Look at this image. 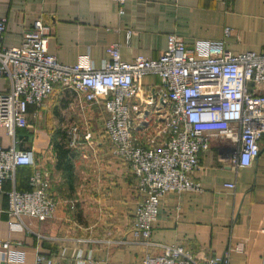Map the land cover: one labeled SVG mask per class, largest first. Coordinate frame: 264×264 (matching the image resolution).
<instances>
[{
	"label": "crops",
	"instance_id": "0c3cea01",
	"mask_svg": "<svg viewBox=\"0 0 264 264\" xmlns=\"http://www.w3.org/2000/svg\"><path fill=\"white\" fill-rule=\"evenodd\" d=\"M0 16L7 18V46L20 45L25 30L41 18L52 27L49 50L66 64L89 55L99 67L109 58L112 44H119L126 61L139 55L157 58L167 48L170 33L180 35L188 47L210 39L225 41L226 48L236 53L264 49V0H129L123 6L112 0H0ZM140 82L143 92L135 99L140 109L135 112V133L151 146L164 139L165 122L156 113L159 100L154 93L161 80L148 75ZM9 87L10 80L0 77V92ZM34 110L31 105L29 126L16 130V146L35 151L38 168L50 180L58 207L45 221L26 214L10 217L8 196L0 193V239L22 242L23 264H36L39 253L61 264L71 262L77 253L82 254L84 264H134L171 244L207 257L223 255L239 242L244 243V250L230 251L231 264H264V134L258 157L239 169L230 160L232 140L211 136L200 169L193 173L202 191L161 196L147 243L133 231L143 195L129 165L114 154L105 135L104 107L81 106L72 91L58 86L39 116L32 115ZM52 125H85L92 131L89 139L57 137L75 153L71 170L58 165L49 130ZM13 142L0 126V145L10 147ZM34 170L19 167L5 188L29 190L28 176ZM228 182H236V187H227Z\"/></svg>",
	"mask_w": 264,
	"mask_h": 264
},
{
	"label": "built area",
	"instance_id": "2783aa9c",
	"mask_svg": "<svg viewBox=\"0 0 264 264\" xmlns=\"http://www.w3.org/2000/svg\"><path fill=\"white\" fill-rule=\"evenodd\" d=\"M124 5L129 0H112ZM123 12V8L120 9ZM7 18L0 16V77L10 87L0 92V126L7 129L13 145H0V193L8 196L10 217L30 215L41 221L52 217L58 200L50 191V180L38 168L35 151L18 149L16 130L37 117L56 88L74 93L82 106L101 104L105 111L104 131L114 154L130 167L142 198L137 205L133 231L147 243L157 219L160 197L168 192L202 191L193 173L200 169V158L210 147L213 135L232 140L230 160L237 169L252 165L258 157L264 134V49L233 52L223 40H198L188 47L177 33L168 35L165 51L157 58L139 55L122 59L119 44L108 47L109 58L99 67L89 55L73 64L62 63L49 50L52 27L41 18L25 30L22 43H4ZM230 33V28H226ZM148 75L161 80L155 110L164 120V139L151 146L135 133L136 98L141 96V79ZM149 102L148 100H146ZM92 131L84 137L92 138ZM76 139L74 136L72 139ZM75 141V140H74ZM74 144V143H72ZM20 166L35 168L29 182L32 189L5 188L14 180ZM235 188L236 182L226 183ZM10 225L14 226L13 220ZM264 233V228L262 229ZM21 241L0 239V263L23 264ZM244 250L239 242L223 255L199 257L182 245H166L160 254L148 253L134 264H231L230 251ZM61 264L38 254L36 264ZM81 253L66 264H84Z\"/></svg>",
	"mask_w": 264,
	"mask_h": 264
},
{
	"label": "trees",
	"instance_id": "16d2710c",
	"mask_svg": "<svg viewBox=\"0 0 264 264\" xmlns=\"http://www.w3.org/2000/svg\"><path fill=\"white\" fill-rule=\"evenodd\" d=\"M58 136L52 137V140H53L52 142H54V146H55V149H56L57 154H58V161H59L58 165L60 166V168H62L64 170H71L72 166H73L72 158H73L75 153L63 141L57 140ZM64 136H65V134H64ZM20 167H26V166H20ZM29 167H31V166H29ZM18 169H19V167H18ZM32 174H33V172L28 176V181H29ZM30 189H32V186Z\"/></svg>",
	"mask_w": 264,
	"mask_h": 264
},
{
	"label": "rangeland",
	"instance_id": "374dc122",
	"mask_svg": "<svg viewBox=\"0 0 264 264\" xmlns=\"http://www.w3.org/2000/svg\"><path fill=\"white\" fill-rule=\"evenodd\" d=\"M49 129L52 136L56 137L59 135L61 138L67 136L71 138L72 136H74L76 139L77 138L81 139L82 137H84L85 133L88 132V128L85 125H75L73 127H65V128L63 127L58 128L52 125V127H49Z\"/></svg>",
	"mask_w": 264,
	"mask_h": 264
}]
</instances>
